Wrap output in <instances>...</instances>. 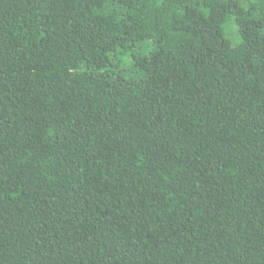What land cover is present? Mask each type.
Returning <instances> with one entry per match:
<instances>
[{"label": "trees", "instance_id": "1", "mask_svg": "<svg viewBox=\"0 0 264 264\" xmlns=\"http://www.w3.org/2000/svg\"><path fill=\"white\" fill-rule=\"evenodd\" d=\"M0 264H264V0H0Z\"/></svg>", "mask_w": 264, "mask_h": 264}, {"label": "rangeland", "instance_id": "2", "mask_svg": "<svg viewBox=\"0 0 264 264\" xmlns=\"http://www.w3.org/2000/svg\"><path fill=\"white\" fill-rule=\"evenodd\" d=\"M127 57L125 56L124 58H123V62H124V64H127V59H126Z\"/></svg>", "mask_w": 264, "mask_h": 264}]
</instances>
